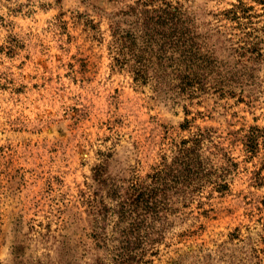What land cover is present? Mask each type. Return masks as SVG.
Instances as JSON below:
<instances>
[{
    "label": "rangeland",
    "instance_id": "374dc122",
    "mask_svg": "<svg viewBox=\"0 0 264 264\" xmlns=\"http://www.w3.org/2000/svg\"><path fill=\"white\" fill-rule=\"evenodd\" d=\"M168 1L217 27L225 22L213 15L243 3L259 16L254 26H264V6L255 0ZM131 3L0 0V264L108 259L89 237L93 168L104 163V177L121 182L144 178L163 154L171 155L172 140L196 127L212 129L213 144L222 149L213 158L218 167L227 168L221 154L235 163L225 177L229 190L205 188L170 216L151 259L193 264L196 255H209L211 264H264V143L246 146L252 128L264 132V61L258 85L241 93V101L162 100L112 65L109 23ZM185 118L192 121L189 131L179 129Z\"/></svg>",
    "mask_w": 264,
    "mask_h": 264
},
{
    "label": "trees",
    "instance_id": "16d2710c",
    "mask_svg": "<svg viewBox=\"0 0 264 264\" xmlns=\"http://www.w3.org/2000/svg\"><path fill=\"white\" fill-rule=\"evenodd\" d=\"M255 2L264 6V0ZM252 11L239 3L213 15L216 23L225 22L217 27L199 24L179 2L132 0L109 23L112 65L162 100L191 104L214 95L219 99L238 96L241 101V93L258 85L257 67L264 61V26H254L253 18L259 16ZM183 112L186 117L190 114L186 106ZM191 123L185 118L179 129L189 131ZM252 129L256 133L246 137L250 151L260 140L264 143V132L258 135L260 130ZM205 143L213 150L205 148ZM221 151L213 144L211 128L196 127L188 137L172 140L171 155L163 154L144 178L133 175L121 182L104 177V163L96 165L92 171L97 189L87 199L93 218L89 237L108 259L92 264H154L151 256L164 239L170 216L188 207L205 188L219 194L229 190L225 177L235 163L221 154L228 169L218 167L213 158ZM207 256L196 255L193 264H211ZM64 262L61 258L58 264ZM227 264L237 263L231 259Z\"/></svg>",
    "mask_w": 264,
    "mask_h": 264
}]
</instances>
